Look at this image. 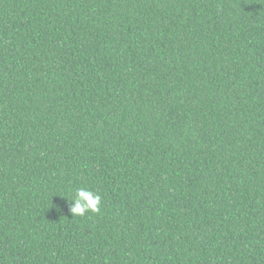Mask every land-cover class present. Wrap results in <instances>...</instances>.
I'll use <instances>...</instances> for the list:
<instances>
[{"label":"trees","instance_id":"trees-1","mask_svg":"<svg viewBox=\"0 0 264 264\" xmlns=\"http://www.w3.org/2000/svg\"><path fill=\"white\" fill-rule=\"evenodd\" d=\"M0 264H264V0H0Z\"/></svg>","mask_w":264,"mask_h":264},{"label":"clouds","instance_id":"clouds-1","mask_svg":"<svg viewBox=\"0 0 264 264\" xmlns=\"http://www.w3.org/2000/svg\"><path fill=\"white\" fill-rule=\"evenodd\" d=\"M69 201H71L69 211L72 215L83 216L89 211L93 213L100 211L101 196L87 188H77L74 198Z\"/></svg>","mask_w":264,"mask_h":264}]
</instances>
